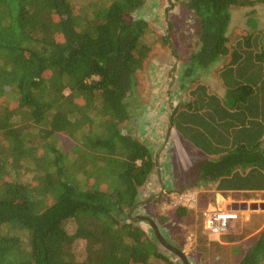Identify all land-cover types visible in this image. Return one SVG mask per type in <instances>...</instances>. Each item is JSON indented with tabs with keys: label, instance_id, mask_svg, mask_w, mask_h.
I'll use <instances>...</instances> for the list:
<instances>
[{
	"label": "trees",
	"instance_id": "1",
	"mask_svg": "<svg viewBox=\"0 0 264 264\" xmlns=\"http://www.w3.org/2000/svg\"><path fill=\"white\" fill-rule=\"evenodd\" d=\"M72 2L0 0V264H175L137 221H120L155 167L149 148L120 129L150 52L146 21L131 18L144 0H92L76 12ZM255 3L264 0L184 2L199 43L185 76L230 58L219 76L224 103L196 87L170 117L210 157L197 169L217 193L264 192V67L246 61L249 42L230 48L227 38L230 9ZM199 204L198 194L194 208L171 205L172 214L184 223ZM195 246L203 264H227L219 243ZM237 264H264V230Z\"/></svg>",
	"mask_w": 264,
	"mask_h": 264
},
{
	"label": "rangeland",
	"instance_id": "2",
	"mask_svg": "<svg viewBox=\"0 0 264 264\" xmlns=\"http://www.w3.org/2000/svg\"><path fill=\"white\" fill-rule=\"evenodd\" d=\"M90 1L92 0H73L74 12ZM186 1L144 0L143 6L131 16L132 19L138 17L146 21L148 32L142 42L149 46L150 52L142 68L134 74L135 88L127 101L131 117L120 125V129L122 134L145 144L155 160L154 170L146 184L138 188L139 207L131 216L140 215L152 219L161 235L185 253L189 264H203L204 258L195 246L199 239H206L207 246L213 243L224 246L227 264H237L250 243L264 230V192L221 194L224 198H229V201L234 199L240 202L235 210H241L242 213L238 214V220L224 234L233 237L231 241L210 238L199 224L200 211L208 207L216 194L213 184L201 182L197 169L200 163L210 157L183 140L170 124V117L177 108H183L193 100L192 93L196 87L206 85L211 90L218 89L217 81L220 77H216L217 69L224 62L221 59L212 68L194 76L191 81L185 76L184 70L189 57L199 49V43L193 35L196 23L184 7ZM261 17L264 19V12ZM228 46L232 48L229 43ZM96 79L95 77L94 80ZM65 92L67 93L66 90ZM223 94L225 98L224 91ZM215 98L216 102L222 103V98ZM57 138L63 149L67 147L66 144H70L64 135ZM187 191H197L200 204L195 208L194 216L182 223L172 214L171 205H174L177 193ZM150 197L152 199L149 203H145ZM125 216L126 213L120 221L129 222ZM161 218H166L167 221L161 224ZM137 223L145 233L153 236L147 223ZM66 227L69 233H73L75 223L70 221ZM3 231L10 232L6 227ZM83 245V242L74 244V251L79 258L83 254ZM160 249L173 263L182 264L162 246Z\"/></svg>",
	"mask_w": 264,
	"mask_h": 264
},
{
	"label": "crops",
	"instance_id": "3",
	"mask_svg": "<svg viewBox=\"0 0 264 264\" xmlns=\"http://www.w3.org/2000/svg\"><path fill=\"white\" fill-rule=\"evenodd\" d=\"M263 6L264 3H255L252 6L250 5L243 7H232L230 9V15L232 20L227 29L228 43L232 48L236 46V43L243 45L247 41L249 42L248 44H251V48L253 50L251 54H247V55L245 54L246 61L253 62V64L256 65V68H259V65L264 67V61H263L264 57L260 58L259 56L258 57L259 60L254 59L255 55L259 54L260 51H262L264 55V19L261 17V15L264 12ZM245 56H243L242 54V58H244ZM221 59H223L224 65L221 66L219 69H217L216 77L220 76V73L223 72V70L225 69L224 67H226L230 62V58L228 56L222 57ZM217 82H219L218 89L212 88L211 90L208 86L205 85L204 86L205 93H207L208 95H213L215 97L218 96L219 98H222V102L224 103L226 100L227 88L223 86L219 78ZM223 91L225 93V98H223L224 97ZM231 193L234 192H226V193L216 192L215 196L212 197L213 201L210 204H208L207 208H213L216 210H225V209L235 210V208L239 207L240 202H237L234 199L229 201V198H224L221 195V194L225 195Z\"/></svg>",
	"mask_w": 264,
	"mask_h": 264
},
{
	"label": "built area",
	"instance_id": "4",
	"mask_svg": "<svg viewBox=\"0 0 264 264\" xmlns=\"http://www.w3.org/2000/svg\"><path fill=\"white\" fill-rule=\"evenodd\" d=\"M177 194L178 196L174 197L177 202L173 199L175 202L173 206L195 207L197 192L187 191L186 193ZM239 213V210H216L213 208H206L203 212L204 230L210 238L217 240L229 231L235 220H238Z\"/></svg>",
	"mask_w": 264,
	"mask_h": 264
},
{
	"label": "water",
	"instance_id": "5",
	"mask_svg": "<svg viewBox=\"0 0 264 264\" xmlns=\"http://www.w3.org/2000/svg\"><path fill=\"white\" fill-rule=\"evenodd\" d=\"M152 199V197H150L149 199H147L145 201V203H149V201ZM139 207V205H134L131 209H129V211L126 213V216L128 218H131L130 220L133 221H138V222H145L148 224L149 228L151 229L154 238L156 239L157 243L162 246L164 249H166L167 251L171 252L172 254H174L176 257H178V259L182 262V264H189L185 253L178 249L177 247L173 246L167 239H165L160 231L159 228L157 226V224L150 219L149 217L146 216H140V215H135L134 217H132V213Z\"/></svg>",
	"mask_w": 264,
	"mask_h": 264
},
{
	"label": "clouds",
	"instance_id": "6",
	"mask_svg": "<svg viewBox=\"0 0 264 264\" xmlns=\"http://www.w3.org/2000/svg\"><path fill=\"white\" fill-rule=\"evenodd\" d=\"M206 209V208H205ZM240 212H241V210H239ZM242 213V212H241ZM240 216H241V214H240ZM203 230H204V227H203ZM205 231V230H204ZM206 232V231H205ZM207 234V233H206Z\"/></svg>",
	"mask_w": 264,
	"mask_h": 264
},
{
	"label": "flooded vegetation",
	"instance_id": "7",
	"mask_svg": "<svg viewBox=\"0 0 264 264\" xmlns=\"http://www.w3.org/2000/svg\"><path fill=\"white\" fill-rule=\"evenodd\" d=\"M129 220L131 219V218H128ZM179 249V248H178ZM166 250V249H165ZM169 252V251H168ZM171 253V252H170ZM172 254V253H171ZM174 255V254H173ZM178 258V257H177Z\"/></svg>",
	"mask_w": 264,
	"mask_h": 264
},
{
	"label": "bare ground",
	"instance_id": "8",
	"mask_svg": "<svg viewBox=\"0 0 264 264\" xmlns=\"http://www.w3.org/2000/svg\"><path fill=\"white\" fill-rule=\"evenodd\" d=\"M254 205V204H253ZM260 208V207H259ZM236 221V220H235Z\"/></svg>",
	"mask_w": 264,
	"mask_h": 264
}]
</instances>
